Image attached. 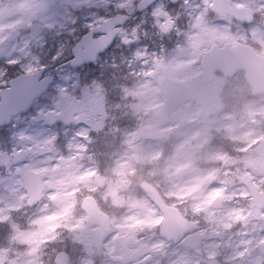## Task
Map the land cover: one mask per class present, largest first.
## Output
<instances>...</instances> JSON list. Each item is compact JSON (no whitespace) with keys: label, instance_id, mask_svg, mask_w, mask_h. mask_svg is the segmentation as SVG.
Returning a JSON list of instances; mask_svg holds the SVG:
<instances>
[{"label":"rangeland","instance_id":"obj_1","mask_svg":"<svg viewBox=\"0 0 264 264\" xmlns=\"http://www.w3.org/2000/svg\"><path fill=\"white\" fill-rule=\"evenodd\" d=\"M138 1L0 0V90L18 74L39 71L50 57L62 62L49 73L57 79L50 92L27 115L0 129V151L11 156V165L0 175V220L9 221L14 213L11 220L17 221L12 237L0 245V264H53L61 251L71 264H121L120 253L130 251L125 230L131 227L147 232L145 239H155L150 230L161 224L162 216H155V208L140 193L127 200L117 197L131 186L138 190L142 182L150 183L163 171L161 167L145 170L163 149L173 150L168 161L178 156L179 140L193 138L199 159L188 167L207 174V182L218 186L205 192L207 182L195 183L199 178L194 177L192 193L201 195H192L193 203L181 209L199 218L198 248L162 240H157L158 247L168 264H264V211L253 207L241 185L246 177L264 191V157L254 154L264 136V99L252 102L243 117L222 114L223 90L231 86L235 95L248 94L243 84L217 76L205 85L199 73L200 53L213 44L243 42L264 55V0H230L234 7L252 8L255 22L249 27L212 16L208 8L212 0H182L176 8L163 0L135 17L117 43L128 49L136 44L130 63L140 69L142 78L124 89L119 99L111 100L113 90L99 86L92 75L100 70L104 76L107 65L97 62L92 70L69 73L64 64L78 37V22L89 24L90 29L102 22L101 13L112 5L118 9L115 13L134 15ZM134 22L142 25L148 41L161 45L178 37L180 42L168 56L159 47L150 52L137 46L140 26H133ZM157 75L162 77L160 84ZM169 88H176L179 97L168 95ZM73 102L81 113L73 126L63 127L59 117ZM89 125L92 129L85 131ZM214 129L226 138L229 153L211 147L203 150ZM162 130L172 131L168 141L157 138ZM98 149L110 154L109 170L108 157L95 158ZM62 161L69 165L65 170ZM179 167L186 170L184 165ZM25 170L47 177L43 201L34 211L26 206L21 178ZM2 188L8 189V195H2L6 193ZM88 195L109 212L116 208L104 229H88L84 216H76ZM188 199V193L178 196L181 203ZM133 209L136 214L129 216ZM61 231L65 233L59 236Z\"/></svg>","mask_w":264,"mask_h":264},{"label":"water","instance_id":"obj_2","mask_svg":"<svg viewBox=\"0 0 264 264\" xmlns=\"http://www.w3.org/2000/svg\"><path fill=\"white\" fill-rule=\"evenodd\" d=\"M156 0H144L137 5L136 11L138 13L144 12L145 9L151 7ZM211 10L220 15L233 17L236 21L244 24H250L253 21L252 12L247 8H240L234 10L229 6L227 0H214L210 6ZM128 18L125 16H116L94 29L88 36L84 37L81 42L73 49L72 53L75 59L71 62L70 67L78 68L82 64L92 63L97 53L110 47L114 37L119 32V27L126 24ZM93 35L102 36L98 40L93 39ZM227 54H222L220 49L212 47L210 52L204 53L202 56V76L205 81L211 80V75L215 71H221L226 77H232L238 70L246 72V80L253 92V95L264 96V59L258 56L248 46L235 44L230 48L226 45L224 48ZM46 69L40 71L38 74H31L29 76H19L8 84V89L0 92V126L10 125L12 116L20 113H26L34 100L39 99L41 95L48 91V87L53 82V78H46L39 80L41 74ZM78 112L75 105L70 106L65 110L61 117V122L70 124L73 121L74 115ZM169 132L160 133V138L167 139ZM257 152H264V140L261 141L257 147ZM10 164V158L4 153H0V168L6 167ZM24 178V188L29 199L28 205L34 208L41 200V195L45 191L43 188L44 176L27 171ZM243 183L250 191L251 199L257 209H264V192H258L252 187L249 180L243 179ZM146 191H151L152 188L147 184L144 185ZM157 203L168 209L163 205L158 195H153ZM82 210L86 214L88 226H98L103 228L108 222L109 218L103 215L96 206L92 198L85 199L81 205ZM172 215L164 217L163 236L167 241H172L174 244L185 238L188 234H193L198 229V223L185 221L182 215L174 208H171ZM186 245L195 248L196 235L187 238ZM55 264H68V258L65 254L59 253L54 260Z\"/></svg>","mask_w":264,"mask_h":264},{"label":"clouds","instance_id":"obj_3","mask_svg":"<svg viewBox=\"0 0 264 264\" xmlns=\"http://www.w3.org/2000/svg\"><path fill=\"white\" fill-rule=\"evenodd\" d=\"M222 54H227L226 50H220ZM157 83L160 84L162 77L157 75L155 78ZM159 90V89H158ZM92 129V125H89L85 131ZM197 142L195 139L191 140H179L175 151L178 156L169 159L165 162L161 160L160 167L163 171L150 179V184L154 185L151 191H145L143 188H139L138 192L145 197L148 204L155 208L156 217H169L172 215L171 206L175 205L177 211L183 207L191 205L193 200L192 195H201V193H192V187L194 184L193 178L198 177L195 183H205L208 181L207 174L197 172L195 167H188V164H195L199 159L196 148ZM172 151V149H169ZM179 165H184L185 171H181ZM218 186L216 182H207L205 192L210 191L213 187ZM185 193L189 194V199L181 203L178 200L179 195ZM153 195H158L159 199L163 202V205L168 209L162 208L159 203L153 198ZM131 207V205H129ZM136 209L129 212V216L135 215ZM146 213H142V216ZM164 224L155 225L150 231L155 234V239H145L147 232L138 231L134 228L125 230L124 235L128 237V249L130 251H122L120 254L124 257L121 264H168L167 258L157 245V240L166 239L163 236ZM143 241V243L139 241Z\"/></svg>","mask_w":264,"mask_h":264},{"label":"flooded vegetation","instance_id":"obj_4","mask_svg":"<svg viewBox=\"0 0 264 264\" xmlns=\"http://www.w3.org/2000/svg\"><path fill=\"white\" fill-rule=\"evenodd\" d=\"M163 1V0H161ZM160 1V2H161ZM180 2V1H179ZM224 79V78H223ZM244 79V77H233V79H224L226 82H229V83H233L234 80H238L241 84ZM216 79H214L212 82H214ZM202 82V81H201ZM205 84V83H204ZM243 84V83H242ZM205 85H209V84H205ZM234 87L236 85H233ZM231 87V86H230ZM230 87H226L224 90H223V94L220 96L221 98V104L220 105V113L224 114V113H230L232 114L234 117L238 118L239 116L240 117H243V115H245L246 113V109L248 108V106L252 103V102H255L257 99H254L252 98L250 95L248 94H244V95H235L233 93V88H230ZM245 89V87L243 88ZM246 91V89H245ZM248 93V92H247ZM175 95H177V97L179 96V93L177 91V93L175 92ZM221 133H217L214 130H211L209 133H208V136L210 137L209 139V142L208 144H205L202 148L204 150V148L206 147H215V146H225V145H229L228 142H226V138H224L223 136H220ZM212 142V144H211ZM218 142V143H217ZM264 157V155H262ZM3 171L0 172V175ZM133 187L131 186V189ZM6 191V193L2 194V195H8V189L6 188H2ZM130 189V190H131ZM138 194V193H137ZM136 194V195H137ZM95 198V197H94ZM96 200V198H95ZM117 200L120 201V200H123V198L120 196V197H117ZM114 201H116V199H114ZM97 202V200H96ZM98 203V202H97ZM98 205V204H97ZM99 205L101 206V204L99 203ZM103 207V206H101ZM104 209V212L107 214V215H110V212L108 211L107 208H103ZM14 215V213L10 216L9 218V221H6V220H3L1 221L0 220V231H3L5 232V236H4V242L6 243L7 241V235H12L13 232L11 230L14 229V222L11 220V217ZM81 215V207L79 206V209L76 211V216L77 218L80 217ZM96 229V228H95Z\"/></svg>","mask_w":264,"mask_h":264},{"label":"trees","instance_id":"obj_5","mask_svg":"<svg viewBox=\"0 0 264 264\" xmlns=\"http://www.w3.org/2000/svg\"><path fill=\"white\" fill-rule=\"evenodd\" d=\"M81 26H83L84 28H82ZM85 28H87V25H85V24L84 25L83 24H80L78 26V29H77V31L79 30L78 31V36L84 31L83 29H85ZM54 42H56V41H54ZM59 60H60V58H58V57H55V58H51L50 57V59H48L45 62V64L47 66L51 67V68H57V66L62 63V62L61 63H57ZM6 70L9 71V65L7 66Z\"/></svg>","mask_w":264,"mask_h":264},{"label":"snow or ice","instance_id":"obj_6","mask_svg":"<svg viewBox=\"0 0 264 264\" xmlns=\"http://www.w3.org/2000/svg\"><path fill=\"white\" fill-rule=\"evenodd\" d=\"M162 27H163V25H162Z\"/></svg>","mask_w":264,"mask_h":264}]
</instances>
